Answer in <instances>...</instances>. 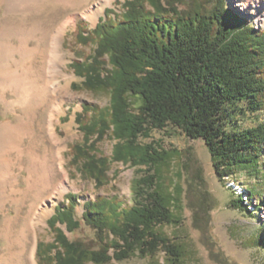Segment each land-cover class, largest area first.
<instances>
[{"label": "trees", "instance_id": "obj_1", "mask_svg": "<svg viewBox=\"0 0 264 264\" xmlns=\"http://www.w3.org/2000/svg\"><path fill=\"white\" fill-rule=\"evenodd\" d=\"M122 6L121 13L107 8L94 28L84 20L77 25L78 42L94 49L70 66L84 78L80 89L106 94L110 103H84L76 113L83 140L72 145L71 161L98 188L109 184L113 162L137 166L131 200L113 194L84 202L83 221L98 242L92 248L62 227L75 232L81 226L80 194L68 192L48 221L54 240L38 244L41 264H108L160 252L165 261L159 264L182 263L184 243L162 229L182 222L185 187L176 163L182 166L183 154L140 141L154 129L172 124L203 139L221 180L242 170L264 177V121L235 123L238 114L264 111V28L227 0H124ZM105 138L115 141L109 156L99 148ZM202 175L201 168L193 172L205 192ZM244 200L241 195L232 205ZM251 243L262 245L264 237Z\"/></svg>", "mask_w": 264, "mask_h": 264}, {"label": "rangeland", "instance_id": "obj_2", "mask_svg": "<svg viewBox=\"0 0 264 264\" xmlns=\"http://www.w3.org/2000/svg\"><path fill=\"white\" fill-rule=\"evenodd\" d=\"M227 1L257 28H264V13L256 15L243 9L250 0ZM123 2L67 0L60 4L56 0H0V73L8 69L24 76L32 95L22 100L13 89L0 85V264H29L28 254L34 247V259L41 264L38 244L54 240L48 221L68 192L80 194L76 216L81 219V226L75 232L68 231L65 225L62 227L70 238L81 239L92 248H97L98 242L95 230L83 221L84 202L97 195L113 194L131 200L132 181L139 171L137 166L113 162L109 184L98 188L95 181L83 176L71 161L72 145L83 140L76 113L82 111L84 103L99 106L110 103L106 94L80 89L84 78L70 66L94 49L78 42L77 25L84 20L87 27L94 28L106 18L107 8L121 13ZM89 9H97L93 17ZM62 28L61 56L54 58L48 38L44 36ZM5 51L9 54L4 55ZM51 114L58 142L45 130ZM236 119L238 126H255L264 121V111H246ZM9 125H17L12 136L4 134ZM140 141L154 142L167 149L177 148L183 154L182 166L176 163V167L183 168L185 187L182 222L162 229L176 242L184 243L187 254L181 264H264V244L251 243L255 238L264 237V177L257 178L242 170L237 178L221 180L205 141L189 137L172 124L154 129L149 137L141 136ZM114 143L105 138L99 142V148L109 156ZM59 147L64 163L63 177L57 180L55 173H50L49 185L42 188L36 182L41 172L39 162L46 156L52 161L54 149ZM199 168L203 170L205 192L193 176ZM166 173L169 175L171 171ZM62 181L64 185L60 187ZM247 187L261 195L252 198ZM241 195L245 199L244 206H233L232 201ZM195 205L199 206L193 208ZM164 261L165 254L160 252L156 258L134 256L124 261L113 259L108 264Z\"/></svg>", "mask_w": 264, "mask_h": 264}, {"label": "bare ground", "instance_id": "obj_3", "mask_svg": "<svg viewBox=\"0 0 264 264\" xmlns=\"http://www.w3.org/2000/svg\"><path fill=\"white\" fill-rule=\"evenodd\" d=\"M68 1L70 2V0H68ZM56 3L65 4V3H67V0H56ZM236 4H239L238 1ZM243 7H244L243 9L246 10L247 12H253V13H256V15L264 13V10H262V9H264V3L261 0H250L248 3L244 4ZM9 8L11 9L10 6H9ZM88 11H89L90 17H93L95 15V13L97 12V9H94V10L89 9ZM63 31H64L63 28L62 29H56L52 35H51V33L47 32V34L44 36V37L48 38V46L51 48L50 50H51V53L53 54L54 58H59L61 56L60 47H61V39H62L61 35H62ZM8 52L9 51L4 53V55L9 54ZM2 66L4 68H8L7 65H2ZM0 85L3 86L4 88L13 89L16 92V94L19 95L18 97H20L22 100H25L27 97L32 96L31 92H30L31 87L25 81L24 76L22 77L21 75L14 73L13 71H10L8 69H5L0 73ZM52 116H53V114H51V116L46 121L45 130L48 131L49 135L52 137L54 142H58L55 138L54 120H53ZM16 128H17V125H9V127L4 130V134L7 136H12V133L16 131ZM17 131H19V130H17ZM61 154H62V151H61V148L59 147L58 149H54V155L55 156H54V159L52 161H49L50 158H47V156L45 157V159L40 160L38 167L41 168V172L38 175V179L36 180V182H38L37 183L38 185H42L43 186L42 188H45L47 185H49L50 173H53V174L55 173L54 175H55V177H57V180H59L61 177H63V171L62 170H64V163H63ZM43 155H45V154H43ZM48 157H51V155ZM38 160H39V158H38ZM36 170L38 173V168ZM63 182L64 181H62L60 183V187L61 186L63 187V185H64ZM55 183H57V182H55ZM53 186H54V184H53ZM35 251H36V248L34 247V249L28 254L29 264H37V262L34 259ZM23 256H25V255H23ZM20 258H21V256H20Z\"/></svg>", "mask_w": 264, "mask_h": 264}]
</instances>
